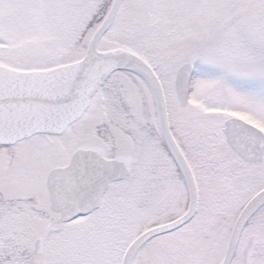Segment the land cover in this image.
I'll list each match as a JSON object with an SVG mask.
<instances>
[{
	"label": "snow or ice",
	"instance_id": "6c2138e0",
	"mask_svg": "<svg viewBox=\"0 0 264 264\" xmlns=\"http://www.w3.org/2000/svg\"><path fill=\"white\" fill-rule=\"evenodd\" d=\"M0 264H264V0H0Z\"/></svg>",
	"mask_w": 264,
	"mask_h": 264
}]
</instances>
